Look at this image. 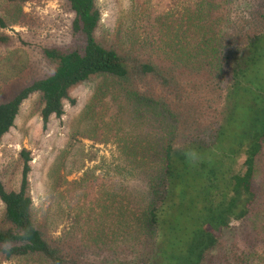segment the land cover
<instances>
[{
  "label": "trees",
  "instance_id": "trees-1",
  "mask_svg": "<svg viewBox=\"0 0 264 264\" xmlns=\"http://www.w3.org/2000/svg\"><path fill=\"white\" fill-rule=\"evenodd\" d=\"M63 7L72 15L67 39L38 48L53 70L0 100V143L32 95L39 96L46 128L65 114V102L74 103L73 88L104 75L118 82L141 118L154 117L164 127L157 172L146 176L138 214L129 198L111 193L100 214L85 215H95L96 226L55 235L35 218L32 157L22 148L17 189L7 190L0 177V257L44 264H207L256 200L264 150V0H193L157 42L160 58L109 44L99 32L97 0H65ZM10 42L0 36V44ZM149 144H124L122 175L151 168L142 155H149ZM129 149L135 158L141 149L144 160L131 161Z\"/></svg>",
  "mask_w": 264,
  "mask_h": 264
},
{
  "label": "rangeland",
  "instance_id": "rangeland-1",
  "mask_svg": "<svg viewBox=\"0 0 264 264\" xmlns=\"http://www.w3.org/2000/svg\"><path fill=\"white\" fill-rule=\"evenodd\" d=\"M65 0H0V36L11 38L0 44V100L12 98L27 82L53 70L38 52L41 44H58L67 39L72 15L63 7ZM193 0H97L102 21L99 32L109 44L160 58L157 42L170 33L172 18H183V10ZM167 18L161 24L151 20ZM18 38L30 42L23 46ZM152 39V40H151ZM32 45V46H31ZM74 103L65 102V114L52 117L46 128L39 115L37 94L23 103L14 126L0 143V177L7 190L20 181L19 151L31 152L30 194L36 220L47 232L85 229L99 222L106 199L115 193L120 201H131L133 212L144 207L142 190L146 176L157 172L158 149L166 135L157 119L144 120L133 102L111 77L96 76L70 91ZM134 139L143 148L151 142L149 155L136 151L138 163L148 158L140 174L122 175L124 144ZM160 144V145H159ZM141 155V156H142ZM122 166V167H121ZM139 169V172H138ZM130 181V188L122 189ZM256 200L250 214L225 232L221 247L207 264H264V150L258 159L254 180ZM115 190V191H114ZM129 195L126 196L125 194ZM110 194V197H109ZM4 208L0 202V226ZM236 260V261H235ZM0 264H44L38 259H13Z\"/></svg>",
  "mask_w": 264,
  "mask_h": 264
}]
</instances>
